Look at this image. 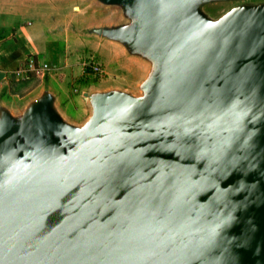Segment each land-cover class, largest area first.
I'll return each instance as SVG.
<instances>
[{
	"label": "water",
	"instance_id": "obj_1",
	"mask_svg": "<svg viewBox=\"0 0 264 264\" xmlns=\"http://www.w3.org/2000/svg\"><path fill=\"white\" fill-rule=\"evenodd\" d=\"M74 1L114 16L61 23ZM1 2L125 75L86 81L78 116L46 73L0 92V264H264V0Z\"/></svg>",
	"mask_w": 264,
	"mask_h": 264
},
{
	"label": "crops",
	"instance_id": "obj_2",
	"mask_svg": "<svg viewBox=\"0 0 264 264\" xmlns=\"http://www.w3.org/2000/svg\"><path fill=\"white\" fill-rule=\"evenodd\" d=\"M1 1L6 0H0V92L5 100L20 103L40 85L42 75L22 77L13 72L21 61L34 54L52 66L46 72L51 86L63 106L78 116L82 112L79 90L86 83L81 75L83 65L78 58L63 55L73 40L48 38L47 10ZM104 70L110 73L105 64ZM112 73L115 75V69Z\"/></svg>",
	"mask_w": 264,
	"mask_h": 264
},
{
	"label": "rangeland",
	"instance_id": "obj_3",
	"mask_svg": "<svg viewBox=\"0 0 264 264\" xmlns=\"http://www.w3.org/2000/svg\"><path fill=\"white\" fill-rule=\"evenodd\" d=\"M77 1L70 2L69 6H66L63 10H55V18L59 20L61 23H63L65 20L67 22H74V23H91L95 21H108L112 19V16H114L113 12L107 8L104 7H99L97 5H92V4H86L85 6L80 7L79 9H76L74 5L76 4ZM54 9H58L57 6L54 7ZM52 11H48L50 14ZM55 20H49L48 21V27L49 25H54L56 23ZM33 21V20H32ZM35 24H36V19H34ZM67 34V33H66ZM69 37L75 36L73 38H69L67 40H73V45L69 46L64 52L65 56L68 57H74L78 58L80 63L82 64V61L86 59V56L88 55H95V57L99 60V62L102 64V66L106 67V70L109 71L110 73H103L102 75H87L86 78H82L85 81L92 80L95 82H98V84L105 85L106 83L110 81H114V79L120 78V76L125 75L124 72L118 76L117 73L114 75L112 71L114 68L112 67V61L114 58L117 57V52L113 49L110 50H104L102 51L101 48L97 46L92 39H82V37L74 35V33H71L68 31ZM81 42V43H80ZM85 46V47H84ZM100 48V49H99ZM112 60V61H111ZM112 68V71L110 68ZM89 71V69H87ZM83 73V72H82ZM82 75V74H81ZM91 77V78H90Z\"/></svg>",
	"mask_w": 264,
	"mask_h": 264
},
{
	"label": "built area",
	"instance_id": "obj_4",
	"mask_svg": "<svg viewBox=\"0 0 264 264\" xmlns=\"http://www.w3.org/2000/svg\"><path fill=\"white\" fill-rule=\"evenodd\" d=\"M84 78L87 75H102L105 73L104 67L95 57V55H88L86 59L82 61ZM52 66L45 60L40 59L38 56L31 54L28 55L23 61H21L15 68L14 73L22 76L29 77L31 75H42L50 70ZM89 69V71H87ZM91 78V77H90Z\"/></svg>",
	"mask_w": 264,
	"mask_h": 264
}]
</instances>
